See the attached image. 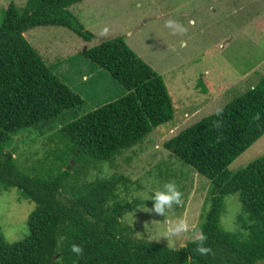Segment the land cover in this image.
<instances>
[{
    "label": "trees",
    "instance_id": "trees-1",
    "mask_svg": "<svg viewBox=\"0 0 264 264\" xmlns=\"http://www.w3.org/2000/svg\"><path fill=\"white\" fill-rule=\"evenodd\" d=\"M83 1L27 0L24 7L11 2L5 9L0 25V187L18 189L35 208L24 240L9 243L0 228V264H264V156L228 170L264 136V77L164 143L172 156L212 183L201 225L211 252L196 253V240L178 249L132 240L135 228L123 226L121 218L142 203L117 201L120 186L129 179L87 177L103 163L114 165L117 156L170 122L171 97L164 79L122 37H113L84 55L128 93L77 114L84 99L48 67L25 33L58 26L91 42L95 35L71 11ZM56 120H65L50 136L56 147L29 169L20 167L18 146H8L12 137L39 128L49 132ZM218 120L221 127L216 128ZM233 194H240L241 213L231 232L221 226V215L225 197ZM74 244L83 255L71 251Z\"/></svg>",
    "mask_w": 264,
    "mask_h": 264
},
{
    "label": "rangeland",
    "instance_id": "rangeland-1",
    "mask_svg": "<svg viewBox=\"0 0 264 264\" xmlns=\"http://www.w3.org/2000/svg\"><path fill=\"white\" fill-rule=\"evenodd\" d=\"M26 1L0 0V25L11 2L24 7ZM71 11L95 35L91 42L58 26L37 27L27 31L25 37L48 67L84 99L85 105L77 114L128 93L107 70L84 55L86 50L113 37H122L164 79L173 107L170 122L117 156L114 165L103 163L92 170L87 180L110 175L127 177L129 182L120 186L117 201L142 203L121 218L123 226L135 228L129 237L174 249L185 246L194 241L193 232L171 240L164 233L178 218L186 219L192 229L201 232L212 183L172 156L164 143L216 113L264 77V0H85L71 7ZM170 19L183 25L187 32L173 35L165 27ZM105 28L107 35L102 34ZM64 121L56 120L55 129L49 132L39 128L12 137L8 146H18L15 157L20 167L29 169L56 147L50 136ZM262 156L264 136L234 160L228 170L234 172ZM169 181L178 185L184 204L174 206L163 217L149 209L153 207L154 192ZM224 202L221 226L234 232L241 213L240 194L228 195ZM34 208L35 204L23 199L18 189L0 187V228L9 243L27 237L28 219Z\"/></svg>",
    "mask_w": 264,
    "mask_h": 264
},
{
    "label": "clouds",
    "instance_id": "clouds-1",
    "mask_svg": "<svg viewBox=\"0 0 264 264\" xmlns=\"http://www.w3.org/2000/svg\"><path fill=\"white\" fill-rule=\"evenodd\" d=\"M165 27L172 30V34H184L187 32V29L179 24L175 20H168L165 23ZM108 29L105 28L103 30V35H107ZM217 115H221L220 112ZM255 119H260V114H255ZM214 127H221V122L218 120L215 122ZM151 201L153 202L152 209L149 211L154 212L159 216L165 217L169 211L173 209L174 206L181 207L184 204L183 201V193L180 191L178 185L174 181H169L163 185L161 190H157L151 197ZM193 232V238L197 241V247L195 252L200 255H208L211 252L209 247L205 246V242L207 241V237L199 231H195L190 226L189 222L184 218H178L175 222H173L165 231L164 236L167 240H171L173 237L179 238L189 232ZM71 251L77 256L83 255V248L80 245H72Z\"/></svg>",
    "mask_w": 264,
    "mask_h": 264
}]
</instances>
